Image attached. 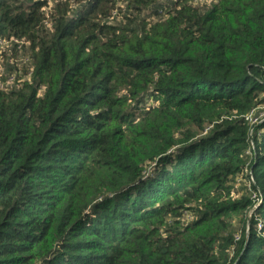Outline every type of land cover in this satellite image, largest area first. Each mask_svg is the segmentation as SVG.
I'll return each mask as SVG.
<instances>
[{
  "label": "trees",
  "instance_id": "trees-1",
  "mask_svg": "<svg viewBox=\"0 0 264 264\" xmlns=\"http://www.w3.org/2000/svg\"><path fill=\"white\" fill-rule=\"evenodd\" d=\"M0 38V264H264V0H0Z\"/></svg>",
  "mask_w": 264,
  "mask_h": 264
},
{
  "label": "rangeland",
  "instance_id": "rangeland-1",
  "mask_svg": "<svg viewBox=\"0 0 264 264\" xmlns=\"http://www.w3.org/2000/svg\"><path fill=\"white\" fill-rule=\"evenodd\" d=\"M12 44L13 43L10 40H7L6 38H0V62L2 61L1 54H3L4 51H6L7 55H10ZM16 59L20 61V57H16ZM240 180H241V176H238L237 181H240ZM237 184H239V182H237Z\"/></svg>",
  "mask_w": 264,
  "mask_h": 264
},
{
  "label": "built area",
  "instance_id": "built-area-1",
  "mask_svg": "<svg viewBox=\"0 0 264 264\" xmlns=\"http://www.w3.org/2000/svg\"><path fill=\"white\" fill-rule=\"evenodd\" d=\"M255 119V118H254Z\"/></svg>",
  "mask_w": 264,
  "mask_h": 264
}]
</instances>
